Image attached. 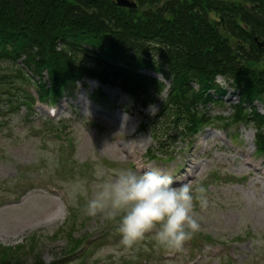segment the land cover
<instances>
[{
  "label": "rangeland",
  "instance_id": "1",
  "mask_svg": "<svg viewBox=\"0 0 264 264\" xmlns=\"http://www.w3.org/2000/svg\"><path fill=\"white\" fill-rule=\"evenodd\" d=\"M85 83L71 85V96L56 106L53 121L45 104L26 109L19 90L2 94L0 249L10 246L11 256L22 264L40 259L47 264H264V156L256 154V129L215 125L190 143L177 141L169 156L159 152L157 159H148L145 153L156 142L150 131L138 132L139 113L154 117L162 98L142 109L114 86ZM16 84L23 86L21 92H33L21 80ZM97 89L107 96L100 103L90 99ZM225 100V106L211 110L230 115L238 96L231 92ZM98 164L112 175L155 168L178 184L203 185L206 205L194 201L199 230L181 248L159 244L147 233L132 247L121 246L118 257H96L102 246L119 240L118 217L85 212L96 190ZM96 235L99 240L88 250ZM82 237L86 255L68 256L69 245Z\"/></svg>",
  "mask_w": 264,
  "mask_h": 264
},
{
  "label": "trees",
  "instance_id": "2",
  "mask_svg": "<svg viewBox=\"0 0 264 264\" xmlns=\"http://www.w3.org/2000/svg\"><path fill=\"white\" fill-rule=\"evenodd\" d=\"M136 1L129 9L113 0H0V97L17 80L33 90L22 94L32 110L85 79L120 88L142 108L167 93L139 130L156 142L150 159L208 125L255 128L264 156V46L255 41L264 42V0ZM231 92L239 97L232 113H213ZM0 264L22 263L2 247Z\"/></svg>",
  "mask_w": 264,
  "mask_h": 264
},
{
  "label": "clouds",
  "instance_id": "3",
  "mask_svg": "<svg viewBox=\"0 0 264 264\" xmlns=\"http://www.w3.org/2000/svg\"><path fill=\"white\" fill-rule=\"evenodd\" d=\"M218 82L226 83V77L218 76ZM153 105H150V109ZM95 191L85 205L89 216L101 213L118 217L116 244H106L97 250L96 257H118L123 248H130L151 233L162 245L181 248L200 228L194 201L201 207L207 203L205 188L174 181L171 175L159 169L135 170L127 168L109 174L103 165H96ZM87 191L82 182H77ZM198 193L199 195H194Z\"/></svg>",
  "mask_w": 264,
  "mask_h": 264
},
{
  "label": "water",
  "instance_id": "4",
  "mask_svg": "<svg viewBox=\"0 0 264 264\" xmlns=\"http://www.w3.org/2000/svg\"><path fill=\"white\" fill-rule=\"evenodd\" d=\"M117 5L122 6V7H128V8H136L137 7V3L134 0H114ZM256 41H258V39L256 38ZM259 47L264 46L263 42H258Z\"/></svg>",
  "mask_w": 264,
  "mask_h": 264
}]
</instances>
